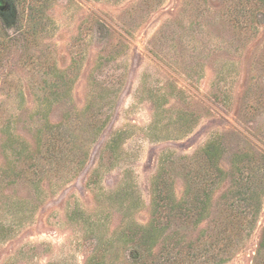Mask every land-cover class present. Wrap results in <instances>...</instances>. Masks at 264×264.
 <instances>
[{"label":"rangeland","instance_id":"rangeland-1","mask_svg":"<svg viewBox=\"0 0 264 264\" xmlns=\"http://www.w3.org/2000/svg\"><path fill=\"white\" fill-rule=\"evenodd\" d=\"M5 2L0 264H155L169 242L208 240L248 163L262 207L222 264H254L264 226V0ZM214 139L225 179L208 210L200 222L167 224L157 177L171 179L177 204ZM157 216L156 242L138 250L135 234Z\"/></svg>","mask_w":264,"mask_h":264},{"label":"trees","instance_id":"trees-1","mask_svg":"<svg viewBox=\"0 0 264 264\" xmlns=\"http://www.w3.org/2000/svg\"><path fill=\"white\" fill-rule=\"evenodd\" d=\"M2 3L3 0H0V5ZM0 12L5 11L0 8ZM5 22L9 24L8 20ZM217 145L214 139L202 149L203 163L195 167L194 174L190 175L185 197L180 200L183 203L178 202L177 205L173 204L174 201L171 202L173 198L170 194H174V191L171 190V179L164 178L162 173L157 177L154 188L155 198L165 201L163 202L164 206H169L167 207L169 208L168 213L165 212L167 211L166 207H162L164 212H159V215L162 213L166 215L167 224L176 218L182 221L200 222L204 217L213 198V193L225 179V171L218 164L219 148ZM248 164L247 168H238L235 184L224 196L223 210L226 220L224 219V222L215 221V232L208 236V240L199 243L184 242V240L169 242L167 248L163 250V259L154 262L155 264H222L230 258L237 243L234 239L243 233L244 236L251 234L262 207V198L255 186L258 178L251 179L253 172L251 164ZM248 169L252 173L246 172ZM155 202L160 205V202L156 200ZM177 207H181V209ZM160 224L157 216L152 219L149 225L142 227L140 235L139 232L135 234L136 238L139 237L137 241L139 248L136 246L138 250L152 248V244L156 242L155 233ZM227 225H232V227ZM254 264H264V226Z\"/></svg>","mask_w":264,"mask_h":264},{"label":"flooded vegetation","instance_id":"flooded-vegetation-1","mask_svg":"<svg viewBox=\"0 0 264 264\" xmlns=\"http://www.w3.org/2000/svg\"><path fill=\"white\" fill-rule=\"evenodd\" d=\"M9 6V4H7L6 2H4V0H3V3L0 5V8L2 9V10H4V11H7V10H9L8 7Z\"/></svg>","mask_w":264,"mask_h":264}]
</instances>
